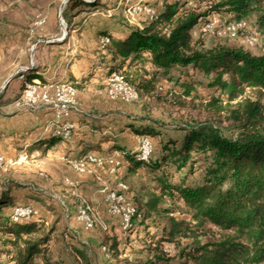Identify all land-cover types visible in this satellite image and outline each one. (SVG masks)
<instances>
[{
	"label": "rangeland",
	"instance_id": "1",
	"mask_svg": "<svg viewBox=\"0 0 264 264\" xmlns=\"http://www.w3.org/2000/svg\"><path fill=\"white\" fill-rule=\"evenodd\" d=\"M85 1H97L98 5L72 9L70 8V0H0V77L9 74L11 72L10 65H12L9 62V56L2 52L6 48V42H3L2 39L8 34L4 25L10 22L26 24L30 35L33 36L29 46L33 51L35 43L37 42V48L41 42L38 40L36 32L47 26L49 13L55 14L56 19L54 33L58 35L54 36V39L61 37L63 32L71 28L70 18L76 17L74 19L76 26L81 25L85 22V19L89 18V26L85 30L89 34L88 38L96 42L92 45L93 51L99 57H104L102 60L108 63L110 67H115L119 60L109 56L112 41L120 40L119 36L123 34L122 32L131 33L132 28L142 29L148 23L141 21L142 26H139L137 21H130L125 14L128 0ZM149 1L156 4L159 0ZM168 1L175 3V1ZM190 1L192 3L189 5L193 7L200 6L199 10L203 11L209 6L210 0ZM61 8L64 25L61 21ZM224 15L221 14L224 20L232 21L235 19L233 16ZM43 18L46 19V22L37 25V22ZM138 21L140 20L138 19ZM243 21L246 23V27L237 40H220L205 35L201 37L200 34L202 33L199 25L193 29L192 34L196 40L202 38L204 44L201 45L200 49L205 51L222 45L249 54L251 57L263 56L264 33L259 29L258 13L250 14ZM108 22L114 23V28L107 26ZM102 25H105L112 33L114 31L118 34L110 33L109 36L106 34L109 32L108 30H101L104 27ZM80 29L75 34L78 35L83 31L82 28ZM115 29L118 31L115 32ZM100 34L111 39L108 46H102L101 40H98ZM250 36H255L257 39L254 47L247 43V38ZM17 64L18 68L15 69V72L21 70V68H26L23 63ZM28 65L31 67L32 61ZM211 65V63L207 65L191 63L180 67L159 68L149 63L147 64L148 77H156V90L125 105L124 102L119 101L128 113L120 121L129 123L132 128L135 125L138 127L141 123L144 125L142 131L139 130L140 126L138 130L136 128L133 130L135 134L147 135L152 139L154 161L157 159L161 161L163 146L169 140H177L180 145L185 135V124L196 121H216L225 132V135L232 137L233 134L229 130L231 123L228 114L223 113L221 116H214L206 110V104L212 98L228 99V93L221 89L216 82L220 76L224 81H230V76L223 72L222 68L216 67L214 69ZM15 72L13 75L16 78L18 74H15ZM240 89L242 95L237 101L252 98L264 103V90L253 87L248 83H244ZM0 91H3L2 87ZM121 140V145H125L126 142L128 144L125 146L119 145L120 149L131 147L130 145L134 143L132 135ZM37 143L39 141L31 144L26 149L21 148V151L23 150L22 152H26L28 155V159L22 160L23 163L29 160L31 164L35 163L37 165L39 158L32 157ZM213 165L212 151L194 152L191 160L186 165L177 164L174 160H167L158 162L153 166L131 169L126 160L122 164L124 167L122 172L123 182L120 183V186L112 188L125 194L138 210L139 215L134 217L133 226L126 231L122 229L120 223L109 212L108 215L105 214L103 218H100L96 211V224L93 228L87 229L78 218L76 220V217H78L76 208L68 204L64 198L59 199L51 196L48 192L40 191L45 194L48 200H55L54 202H45L42 199L39 206H35L39 211L37 220L45 221L46 232L51 235V239L47 244L48 256L52 262L57 264H196L192 258L187 259L183 253L191 252L190 254L198 255L201 261L206 257L214 256L219 243L223 241L224 237L228 235L231 237L235 235V232H227L219 226L207 223L206 227L213 229V233L208 236L198 238L177 237L175 243L161 241L165 237V230L172 228L173 219L177 222L185 221L192 225L196 224L193 217L194 209L187 204L181 191L182 189L196 191L203 187L209 179L208 171ZM30 176L34 178L38 174H33L30 169L24 168L0 173V194L6 190H12L15 186V188L22 189H27L28 186L39 192L37 190L38 183L35 179H29ZM44 177L47 180L52 179L51 175H44ZM18 182L25 183V185ZM231 189H233L232 183L228 182L224 185L225 191ZM15 204L4 206L2 213L9 216ZM104 224L109 227L105 229ZM0 238V249L4 250V241L7 238L1 232ZM243 243L251 244L246 239ZM114 245H117L115 251L112 249ZM248 250L250 255L254 253L252 244ZM250 259L246 258L242 264H253ZM7 260L9 258L6 254L4 252L0 253V261ZM32 264H44L42 254L36 256Z\"/></svg>",
	"mask_w": 264,
	"mask_h": 264
},
{
	"label": "trees",
	"instance_id": "2",
	"mask_svg": "<svg viewBox=\"0 0 264 264\" xmlns=\"http://www.w3.org/2000/svg\"><path fill=\"white\" fill-rule=\"evenodd\" d=\"M97 5V1L70 0L72 9ZM208 5L200 11V6L193 7L189 3H167L162 13L144 28H132L126 39L112 41L110 52L119 63L111 67V71L122 72L139 91L140 98L157 88L156 77H148L149 63L159 68L211 63L214 69L222 68L230 76V81H224L220 76L216 82L228 93V99L214 97L206 104V110L214 116L228 114L232 137L226 136L216 121H196L184 125L185 135L180 145L177 140H169L163 146L161 161L174 160L186 165L194 152L212 151L214 165L209 169V179L203 187L196 191H181L187 204L194 209L196 224L173 219L172 228L165 230L161 241L175 243L177 237L208 236L213 229L206 224L211 223L227 232H235V235L224 237L214 256L201 261L198 255L184 252L187 259L192 258L196 264H242L246 258H251L253 264H263L264 103L252 98L237 99L242 95L240 88L244 83L264 90V55L251 57L222 45L205 51L200 49L204 44L202 38L194 39L192 31L212 12L233 16L232 21H241L258 13L259 29L264 33V0H210ZM123 156L131 169L161 162L158 159L141 161L131 152H124ZM228 182L232 183L233 189L225 191L224 185ZM12 204L10 191L2 192L0 232L7 239L0 253L4 252L9 260L0 261V264H32L40 254L44 264H57L47 254L51 235L46 232L45 221H14L11 214L2 213L4 206ZM244 239L251 242L252 255L248 250L251 244L243 243ZM112 249L115 251L117 245Z\"/></svg>",
	"mask_w": 264,
	"mask_h": 264
},
{
	"label": "crops",
	"instance_id": "3",
	"mask_svg": "<svg viewBox=\"0 0 264 264\" xmlns=\"http://www.w3.org/2000/svg\"><path fill=\"white\" fill-rule=\"evenodd\" d=\"M48 19L47 26L36 32L41 42L34 51L29 48L33 36L26 24L10 22L4 25L8 34L2 39L6 42V48L2 52L9 56L12 65L11 72L0 77V89L13 76L18 68L17 63L28 66L26 75L29 78L42 82L64 80L77 84L80 106L70 118L74 128L68 137L60 132L63 120L58 117L53 106L45 105L33 111L22 105L19 99L24 81L20 77H13L6 83L3 91H0V157L5 160L3 166L0 165V173L24 168L38 174L34 178L30 176L29 179H35L39 192L32 187L27 186V190L15 186L10 190L13 203L35 207L39 206L42 199L45 202H54L55 200H48L40 192L44 191L59 199L64 198L77 212L81 201L86 199L93 205L97 215L103 218L105 214L108 215L104 190L120 186L124 167L121 166L116 175L111 174L109 168L97 166H93L87 173H79L72 167L70 160L78 159L89 152L101 155L135 153L142 134H135L133 129L138 130L140 126L139 130L142 131L144 125L141 123L132 128L129 123L120 121L128 114L124 108L126 103L121 105L119 101L111 100L106 93L111 67L102 60L104 57H99L93 51L92 45L96 42L88 38L89 34L85 30L90 19L87 18L84 23L76 26V17L70 18L71 28L67 29L65 37L60 40L53 38L58 35L54 33L55 14L49 13ZM114 25L108 22L107 26L114 28ZM102 26L104 27H100L101 30H108L105 25ZM80 28L83 31L75 34ZM108 31L106 34L109 36L110 33L118 34ZM122 33L120 39H126L130 34ZM103 37L100 34L98 40ZM109 56L113 55L109 53ZM31 61L32 66L29 67L28 63ZM131 135L134 138L131 147L120 149L121 139ZM37 141L39 143L35 145L32 155L39 158L37 165H32L29 160L23 163L22 160L28 159V155L21 148L26 149ZM127 144L128 142L125 143ZM122 158L125 162L124 156ZM44 175H51L52 179L47 180ZM108 227L104 224L105 229Z\"/></svg>",
	"mask_w": 264,
	"mask_h": 264
},
{
	"label": "built area",
	"instance_id": "4",
	"mask_svg": "<svg viewBox=\"0 0 264 264\" xmlns=\"http://www.w3.org/2000/svg\"><path fill=\"white\" fill-rule=\"evenodd\" d=\"M171 1L181 4L192 3L190 0ZM130 2L132 3L129 4ZM168 2L170 3L168 0H159L154 4L149 0H128L125 14L130 21H137V24L142 26L141 21L150 23L155 20L165 9ZM45 22L46 19L43 18L37 22V25H42ZM199 27L200 32L205 36L220 40H237L245 29L246 23L243 20L227 21L223 19L220 13L212 12L205 20L200 22ZM57 39H62V36ZM110 41L109 37H103L101 40L102 46H107ZM256 42L255 36L247 38L248 45L252 47L256 45ZM28 70L21 68L17 72L18 77L24 81L19 101L33 111H37L45 105L53 106L58 117L63 120L60 132L68 137L74 128L73 122L70 121L71 115L80 106L76 85L71 81L64 80H51L48 82H42L37 79L29 80L26 75ZM106 93L110 99L124 103L133 102L140 98L139 91L127 81L126 76L122 72L117 71L110 72ZM153 152L154 144L152 139L147 135H142L135 152L137 159L151 162L154 159ZM4 162L5 160L0 157L1 166H3ZM123 163L124 160L119 152L114 155H101L89 152L78 159L70 160L72 167L79 173H87L91 171L93 166H97L109 168L110 173L113 175L117 174ZM104 192L106 193V204L109 214L120 223L124 231L129 230L133 226L134 217L139 215L136 205L129 201L125 194L119 193L112 188H105ZM38 217L39 211L30 204H15L11 210V218L16 222L27 223L37 220ZM78 219L87 229L93 228L96 224L95 209L86 199H83L79 205Z\"/></svg>",
	"mask_w": 264,
	"mask_h": 264
},
{
	"label": "water",
	"instance_id": "5",
	"mask_svg": "<svg viewBox=\"0 0 264 264\" xmlns=\"http://www.w3.org/2000/svg\"><path fill=\"white\" fill-rule=\"evenodd\" d=\"M62 8H63V7H62ZM62 8H61V10H60V15H61V21H62V24H63L64 20H63V18H62ZM64 23H65V22H64ZM64 28H66V26H64ZM57 40H59V39H57ZM35 48H36V43H35V46L33 47V51L35 50ZM26 69H29V68L26 67ZM17 72H18V71H16L15 74H17ZM13 77H14V75H13L12 77H10V78L8 79V81H10L11 79H13ZM8 81H7V82H8ZM7 82H6V83H7ZM6 83L2 86V88L5 87Z\"/></svg>",
	"mask_w": 264,
	"mask_h": 264
},
{
	"label": "bare ground",
	"instance_id": "6",
	"mask_svg": "<svg viewBox=\"0 0 264 264\" xmlns=\"http://www.w3.org/2000/svg\"><path fill=\"white\" fill-rule=\"evenodd\" d=\"M63 25H64V22H63ZM65 35H66V32H63L62 38L65 37Z\"/></svg>",
	"mask_w": 264,
	"mask_h": 264
}]
</instances>
